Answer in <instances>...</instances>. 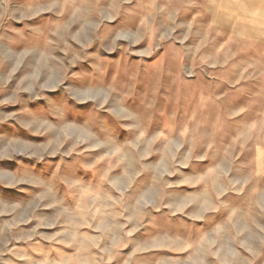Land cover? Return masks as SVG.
Segmentation results:
<instances>
[{"label":"rangeland","instance_id":"374dc122","mask_svg":"<svg viewBox=\"0 0 264 264\" xmlns=\"http://www.w3.org/2000/svg\"><path fill=\"white\" fill-rule=\"evenodd\" d=\"M220 5L0 0V264H264V42Z\"/></svg>","mask_w":264,"mask_h":264},{"label":"crops","instance_id":"0c3cea01","mask_svg":"<svg viewBox=\"0 0 264 264\" xmlns=\"http://www.w3.org/2000/svg\"><path fill=\"white\" fill-rule=\"evenodd\" d=\"M230 1L237 9V24L244 27L252 25L253 32L259 33L264 42V0H220L221 9Z\"/></svg>","mask_w":264,"mask_h":264}]
</instances>
